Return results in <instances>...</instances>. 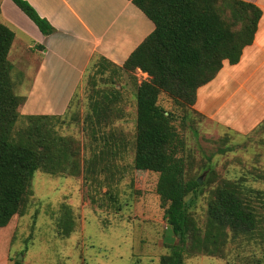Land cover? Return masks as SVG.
Instances as JSON below:
<instances>
[{
  "label": "rangeland",
  "instance_id": "1",
  "mask_svg": "<svg viewBox=\"0 0 264 264\" xmlns=\"http://www.w3.org/2000/svg\"><path fill=\"white\" fill-rule=\"evenodd\" d=\"M0 23L13 29L29 24L37 33L36 26L11 0H0ZM23 60L15 51L10 55V79L13 91L20 96L28 90L38 57ZM133 76L114 74L112 66L102 68L96 58L69 109L59 118L45 121L62 141H72L67 150L78 172L34 173L22 213L0 228V264H12L14 258L21 264H155L177 243L174 236L168 238L164 206L155 190L158 173L138 170L133 163ZM104 93L110 100L106 99L109 105L103 107L109 110L101 111L104 121L98 124L93 119L91 126L85 120L91 113L90 103L93 99L102 103ZM110 93L116 97L111 94L109 98ZM158 104L173 113L177 151L186 157L191 175L200 183L206 181V191L191 208L197 226L204 225L207 200L223 180L245 175V185L264 191V134L230 131L191 110L187 118L185 111L173 107L165 96L159 97ZM72 163L70 160L66 167L71 169ZM207 166L214 169L213 174L204 171ZM263 207L258 210L264 217ZM67 215L74 222L72 231L59 236L57 222ZM260 230L249 239L228 238L222 256L197 253L186 255L183 262L264 264L263 221Z\"/></svg>",
  "mask_w": 264,
  "mask_h": 264
},
{
  "label": "trees",
  "instance_id": "2",
  "mask_svg": "<svg viewBox=\"0 0 264 264\" xmlns=\"http://www.w3.org/2000/svg\"><path fill=\"white\" fill-rule=\"evenodd\" d=\"M11 1L41 33L54 31L26 0ZM131 1L153 22L154 30L122 66L102 57L97 58V63L102 68L105 64L112 66L114 74H134L136 69L147 74V78L139 83L133 76V163L138 170L158 173L155 190L164 206L163 217L170 231L168 238L173 240L174 236L177 239L170 252L162 255L155 264H184L186 255L197 253L222 256L228 238L245 240L262 231L264 217L258 207L264 206V191L245 185V175L235 180H223L213 187L207 200L204 225L197 226L191 208L206 191V181L199 183L197 177L191 175L186 157L178 154L179 137L172 124L173 113L163 109L158 100L160 96L167 97L173 107L185 111L187 118L190 110L197 112L194 109L197 89L217 75L224 60L231 65L239 62L243 48L253 41L262 10L244 0ZM13 39L14 32L0 23V228L14 215L22 213L35 172L51 175L78 172L76 161L70 159L67 150V144L71 145L72 141L64 138L62 141V137L45 123L60 115H23L19 112L24 97L13 91L12 63L8 57ZM75 93L67 109L73 103ZM111 94L109 98L116 97ZM107 96L103 94L102 103L91 101V113L85 118L90 124L93 119L98 124L105 120L101 111L109 110L103 107L109 105ZM251 132L264 134V119ZM70 160L73 161L72 168L68 169L66 165ZM205 170L214 173L211 166ZM63 208L68 210L67 206ZM57 224V234L68 236L74 222L67 215ZM12 264L21 262L14 258Z\"/></svg>",
  "mask_w": 264,
  "mask_h": 264
},
{
  "label": "crops",
  "instance_id": "3",
  "mask_svg": "<svg viewBox=\"0 0 264 264\" xmlns=\"http://www.w3.org/2000/svg\"><path fill=\"white\" fill-rule=\"evenodd\" d=\"M54 31L43 34L17 26L9 51L38 57L19 112L61 115L79 89L87 68L102 57L122 66L154 30L153 22L131 0H26ZM262 15L251 44L236 64L227 60L196 92L194 109L221 128L245 134L264 119V0H244ZM2 24V23H1ZM30 65H27V67ZM26 67V68H27ZM137 82L147 74L136 69Z\"/></svg>",
  "mask_w": 264,
  "mask_h": 264
},
{
  "label": "water",
  "instance_id": "4",
  "mask_svg": "<svg viewBox=\"0 0 264 264\" xmlns=\"http://www.w3.org/2000/svg\"><path fill=\"white\" fill-rule=\"evenodd\" d=\"M200 183V179L197 180ZM19 259V258H18Z\"/></svg>",
  "mask_w": 264,
  "mask_h": 264
}]
</instances>
